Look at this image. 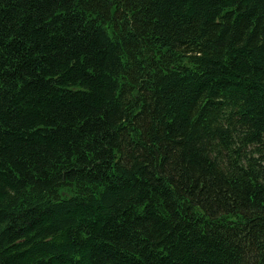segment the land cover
<instances>
[{
    "label": "trees",
    "instance_id": "16d2710c",
    "mask_svg": "<svg viewBox=\"0 0 264 264\" xmlns=\"http://www.w3.org/2000/svg\"><path fill=\"white\" fill-rule=\"evenodd\" d=\"M0 264H264V0H0Z\"/></svg>",
    "mask_w": 264,
    "mask_h": 264
}]
</instances>
